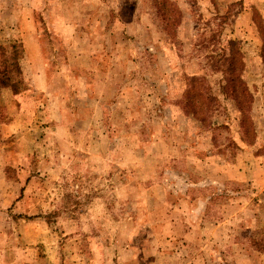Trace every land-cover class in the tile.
Segmentation results:
<instances>
[{"label": "rangeland", "instance_id": "374dc122", "mask_svg": "<svg viewBox=\"0 0 264 264\" xmlns=\"http://www.w3.org/2000/svg\"><path fill=\"white\" fill-rule=\"evenodd\" d=\"M231 41L252 144L209 71ZM11 46L0 264H264V0H0ZM194 76L218 99L205 124Z\"/></svg>", "mask_w": 264, "mask_h": 264}, {"label": "trees", "instance_id": "16d2710c", "mask_svg": "<svg viewBox=\"0 0 264 264\" xmlns=\"http://www.w3.org/2000/svg\"><path fill=\"white\" fill-rule=\"evenodd\" d=\"M228 48H230L227 49L229 53L226 52L221 57L222 61L219 62L218 68L210 67L209 71L219 72L222 75L220 92L235 103L240 115L242 141L252 144L256 140V132L250 117L252 94L243 80L245 64L236 42H229ZM9 50L0 47V86L3 88L13 86L22 77L20 67L22 52L17 46H11ZM7 54L11 56L7 58ZM188 81V89L184 95L187 110L194 118L205 124L210 104L213 101L218 102V99L212 94V88L206 84V77L194 76Z\"/></svg>", "mask_w": 264, "mask_h": 264}]
</instances>
